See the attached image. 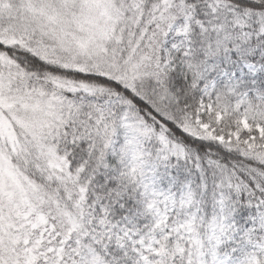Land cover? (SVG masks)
Segmentation results:
<instances>
[{"label":"snow or ice","instance_id":"6c2138e0","mask_svg":"<svg viewBox=\"0 0 264 264\" xmlns=\"http://www.w3.org/2000/svg\"><path fill=\"white\" fill-rule=\"evenodd\" d=\"M0 264H264V0H0Z\"/></svg>","mask_w":264,"mask_h":264}]
</instances>
